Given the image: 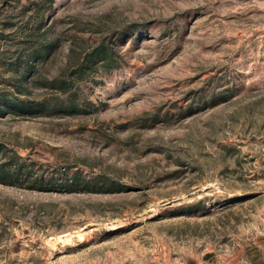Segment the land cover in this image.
<instances>
[{"label": "rangeland", "instance_id": "1", "mask_svg": "<svg viewBox=\"0 0 264 264\" xmlns=\"http://www.w3.org/2000/svg\"><path fill=\"white\" fill-rule=\"evenodd\" d=\"M37 3L0 0V264H264V0Z\"/></svg>", "mask_w": 264, "mask_h": 264}, {"label": "trees", "instance_id": "2", "mask_svg": "<svg viewBox=\"0 0 264 264\" xmlns=\"http://www.w3.org/2000/svg\"><path fill=\"white\" fill-rule=\"evenodd\" d=\"M53 0H38L37 6H45V9H48L50 7V5L52 4ZM42 19L40 18L39 23L41 24ZM49 47L48 46H42V48H38V49H34L32 54H31V58L36 59V60H41L43 58V55H46L45 52H47L46 50H48ZM104 48L103 46H96L93 51L91 52V54H89L86 63L90 64H95L97 62H103L106 61L107 58L105 56H103L104 52H103ZM45 58V57H44ZM85 65V64H84ZM82 64H80L77 68L79 73L83 72L84 68ZM51 87H55L54 89L60 91V92H66L68 90V83L63 80L62 78H58L53 80L52 82L50 81ZM5 101V100H3ZM15 106H20L21 102H15L14 104ZM13 177L12 173L10 171H7L5 169H3V165H0V181L2 183H8V181H10V179ZM67 187V189H70V187L72 185H74V181H70L69 183H65Z\"/></svg>", "mask_w": 264, "mask_h": 264}]
</instances>
